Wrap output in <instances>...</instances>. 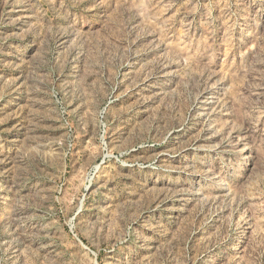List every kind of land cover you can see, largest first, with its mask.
<instances>
[{"label": "rangeland", "instance_id": "rangeland-1", "mask_svg": "<svg viewBox=\"0 0 264 264\" xmlns=\"http://www.w3.org/2000/svg\"><path fill=\"white\" fill-rule=\"evenodd\" d=\"M0 264H264V0H0Z\"/></svg>", "mask_w": 264, "mask_h": 264}]
</instances>
